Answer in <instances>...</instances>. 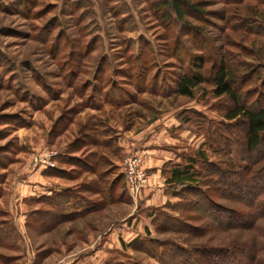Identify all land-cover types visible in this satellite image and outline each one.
<instances>
[{
    "label": "rangeland",
    "instance_id": "obj_1",
    "mask_svg": "<svg viewBox=\"0 0 264 264\" xmlns=\"http://www.w3.org/2000/svg\"><path fill=\"white\" fill-rule=\"evenodd\" d=\"M189 2L196 9L183 6L178 21L156 0H0V264H74L78 255H69L90 238L94 259L84 250L82 264H158L142 252L146 242L115 249L105 239L134 208L146 212L139 207L142 192L135 201L125 192L122 165L130 155L118 146L117 133L134 135L176 113L200 126L189 113L195 111L212 125L177 156L203 149L209 163L264 167V159L251 165L256 154L242 148L239 125L228 129L227 143L219 142L217 128L211 138V127L229 124L224 113L231 108L210 96L211 85L198 86L192 100L168 91L191 69L190 59L203 57L204 76L224 59L248 107L258 100L264 105V0ZM46 154L47 164L32 165L34 156ZM203 165L200 189L216 204L244 213L247 226L219 228L192 209L189 192L172 190L169 202L148 208L156 212L142 241L226 250L236 264H264V215L216 195L208 184L216 178ZM34 173L53 182L29 180ZM34 183L38 188L29 193ZM72 197L94 208L77 216L72 201L66 204ZM53 200L64 201V208L53 209ZM262 201L264 192L257 190L255 204ZM161 214L179 223L166 228ZM203 261L225 264L222 257Z\"/></svg>",
    "mask_w": 264,
    "mask_h": 264
},
{
    "label": "trees",
    "instance_id": "obj_2",
    "mask_svg": "<svg viewBox=\"0 0 264 264\" xmlns=\"http://www.w3.org/2000/svg\"><path fill=\"white\" fill-rule=\"evenodd\" d=\"M156 1L161 4L158 8L169 7L170 13L174 15L178 21L182 20L185 16L183 6H187L190 9H196V6L191 5L189 0ZM196 12L199 11L196 10ZM190 63L192 64L191 69H189L187 73L177 75V78L173 81L174 87L169 88L168 91L177 96L192 100L195 97V90L198 86L205 84L211 85L210 96L212 98H224L231 104V108L227 109L224 113V119L229 124L220 123L215 124L217 127H211V138L216 139L215 128H217L219 142L223 141L227 143L228 137L226 133L228 129H232L233 124H237V126L239 125L243 128L242 138L239 139L242 148L247 154H256V159L254 158V162L251 165H257L264 159V105L260 106L258 100L253 107H248L245 101H243L242 96L233 89L232 84L236 78L233 76L224 59L218 60L212 66L211 71L207 76L202 75L201 72L203 68L202 56H196L194 59H190ZM117 77H125V75H119ZM142 77L145 82L146 76L144 75ZM141 90L144 91L143 88L139 89V91ZM107 99L112 105L117 104L115 100ZM189 113H192L193 115L195 114L203 124H200V126L193 125V127L190 125L191 121L188 116H180L178 119L181 123V127L178 128L177 131L189 129L193 134L198 132L199 135H204V133L201 132L202 130L204 131V125L207 124L210 126L212 125V121L198 112L190 111ZM219 150L222 149L219 148ZM224 154H228L227 151L224 152ZM179 157L182 161L181 165H165L162 170V175L166 177L167 183L172 184L173 190L189 192L193 196V202H191L192 209L198 213L204 214L214 225L224 230H231L245 228L248 221L244 213L230 210L216 204L205 191L200 189L199 184L202 180L200 175L202 170H200V168L204 166L203 164H206V168L212 170L213 173L211 175L216 178L208 183L209 185H215L213 191L216 195L227 200L241 202L248 206L251 205L258 217L264 215V201L255 204L257 190L264 192V167L256 171H252L251 167L238 170L234 169L232 163H228L227 161L221 164L209 163L204 158L203 149L197 150L194 153L181 154ZM198 162H202L203 164L200 166ZM259 185H261V187H259ZM77 198L79 197H72L71 199L67 198L68 200L66 202L67 204L72 201L69 205V209H71L70 211L77 213V216H81L94 208V203L83 201V199L75 201ZM59 200H53L49 203L50 206L53 209L64 208L65 202ZM155 212L154 209H147L144 213L151 217L152 222L154 220ZM161 215L163 225L166 228H172L173 226L171 225H175L177 222L175 219L163 214ZM139 241L148 243V247H144L142 252L153 257L158 264H203V259L212 257L214 258V262L215 258L222 257L225 264H236L231 253L226 250L222 252L215 250L189 251L179 245L158 242L151 239L147 241L136 239L130 243L129 246Z\"/></svg>",
    "mask_w": 264,
    "mask_h": 264
},
{
    "label": "crops",
    "instance_id": "obj_3",
    "mask_svg": "<svg viewBox=\"0 0 264 264\" xmlns=\"http://www.w3.org/2000/svg\"><path fill=\"white\" fill-rule=\"evenodd\" d=\"M177 113L168 119L167 117L150 124L144 131L134 135L124 133L121 137L116 134V140L120 148H123L128 155H136L141 159V167L146 170L147 181L142 194L140 196L139 207L142 210L164 205L171 200L172 184L167 183L166 177L162 175L163 167L167 164L171 166H179L181 162L176 152L187 150L192 143L194 146L198 137L190 131L183 130L180 133L177 129L181 127V123L177 117ZM201 143L199 141L198 145ZM197 145V146H198ZM39 174V173H38ZM40 175V174H39ZM29 180L37 181L40 184H49L51 181L45 176L40 178L34 173ZM38 186L34 183L29 187L28 192H35ZM44 192L48 191L43 188ZM41 190V189H40ZM55 191V190H54ZM46 193H50L49 191ZM33 194V193H32ZM135 208L122 220H118L120 225L108 230L105 239L108 240L115 249H127L130 242L134 239H143L151 232V217L148 214H135ZM140 213V212H139ZM94 238H90V243L84 248L71 253L69 256L77 258L72 259L74 264H82L79 254L91 251L92 255L89 260L94 259ZM94 264V263H91Z\"/></svg>",
    "mask_w": 264,
    "mask_h": 264
},
{
    "label": "built area",
    "instance_id": "obj_4",
    "mask_svg": "<svg viewBox=\"0 0 264 264\" xmlns=\"http://www.w3.org/2000/svg\"><path fill=\"white\" fill-rule=\"evenodd\" d=\"M50 154H46L43 158L34 156L32 165L47 164ZM122 171L124 175V189L127 195L135 201L140 196L146 184V174L140 167V158L136 155H130L123 161Z\"/></svg>",
    "mask_w": 264,
    "mask_h": 264
}]
</instances>
